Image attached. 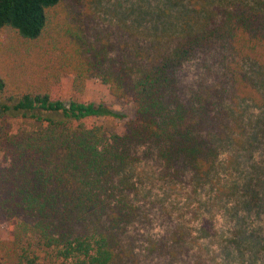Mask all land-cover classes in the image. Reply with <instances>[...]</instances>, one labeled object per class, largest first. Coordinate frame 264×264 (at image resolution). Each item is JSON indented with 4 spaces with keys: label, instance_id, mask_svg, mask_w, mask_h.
I'll return each mask as SVG.
<instances>
[{
    "label": "trees",
    "instance_id": "obj_1",
    "mask_svg": "<svg viewBox=\"0 0 264 264\" xmlns=\"http://www.w3.org/2000/svg\"><path fill=\"white\" fill-rule=\"evenodd\" d=\"M59 1L0 0V220L9 223L0 264H124L142 156L234 221L220 237L225 260L243 250L264 257V0H160L150 14L168 20L150 40L173 44L142 63L108 62L92 48L89 57L36 50ZM197 59L203 74L185 97L178 77ZM76 63L132 99L124 134L96 123L122 118L107 104L52 96Z\"/></svg>",
    "mask_w": 264,
    "mask_h": 264
},
{
    "label": "rangeland",
    "instance_id": "obj_2",
    "mask_svg": "<svg viewBox=\"0 0 264 264\" xmlns=\"http://www.w3.org/2000/svg\"><path fill=\"white\" fill-rule=\"evenodd\" d=\"M159 1L60 0L52 11L51 34L34 46L42 52L55 44L68 54H74V48L81 49L87 57L93 51H101L108 62L114 59L115 62L142 63L157 58L173 44L172 41L150 40L163 32L168 20L161 13L158 17L150 14L160 7ZM141 7L149 14L138 21L135 13ZM170 21L175 26L178 24L173 18ZM6 39L5 33L0 32V45ZM89 48L93 49L91 53ZM197 61L185 64L178 77V89L185 97L189 95L188 86L195 85L203 74L201 62L198 65ZM2 65L0 58V67ZM73 69L60 74V82L52 96L65 104L70 100L107 104L122 118L96 119V123L124 134L125 122L134 113L132 99L112 96L109 86L98 75L84 73L77 63L73 64ZM11 123L13 131L22 126L17 119ZM256 152L259 159L262 151ZM133 182L136 190L132 200L137 210L121 240L124 264H236L238 260L239 264H264V257L249 250H243L241 256L233 252L232 258L225 260L220 237L231 229L234 221L224 210L214 211V216L208 212L204 207L207 199L204 191L195 194L188 184L162 179L161 167L152 157L142 156L136 162ZM259 224L258 219L252 218L253 227ZM8 236L9 223L0 220V242Z\"/></svg>",
    "mask_w": 264,
    "mask_h": 264
}]
</instances>
